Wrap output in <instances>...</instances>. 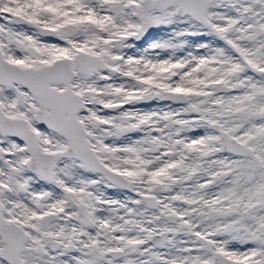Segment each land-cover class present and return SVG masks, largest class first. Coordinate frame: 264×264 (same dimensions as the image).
<instances>
[{"label":"snow or ice","instance_id":"obj_1","mask_svg":"<svg viewBox=\"0 0 264 264\" xmlns=\"http://www.w3.org/2000/svg\"><path fill=\"white\" fill-rule=\"evenodd\" d=\"M0 264H264V0H0Z\"/></svg>","mask_w":264,"mask_h":264}]
</instances>
